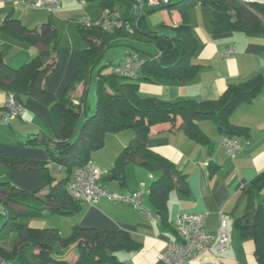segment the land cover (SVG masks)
<instances>
[{"label":"crops","instance_id":"obj_1","mask_svg":"<svg viewBox=\"0 0 264 264\" xmlns=\"http://www.w3.org/2000/svg\"><path fill=\"white\" fill-rule=\"evenodd\" d=\"M260 2L264 3V0ZM82 3L87 4L85 0ZM28 8L30 7L13 2L0 3V25L8 14L18 17L29 28L40 26L47 21L40 20L43 21L40 25L33 26L34 20L23 14ZM150 8L144 6L142 14L147 15V12L153 10ZM211 8L207 5L199 7L200 18L197 11H193L191 15L189 12L193 35L199 45L193 56L194 63L201 65L197 75L190 81L172 79L153 82L144 78L138 79L139 94L142 97H159L167 101L214 100L220 97L228 85L245 82L264 72V34H214L211 28ZM120 9L121 14L126 11V7ZM167 9L170 11L171 21L165 24L167 30L153 31L173 35L174 27L181 22L182 17L178 10ZM57 11L50 14L55 15ZM50 18L53 20L52 16ZM53 21L55 23V20ZM137 40L142 43L150 41L147 37L125 36L120 37L119 42L127 45V55L135 52L144 60L156 56L161 64L166 66L173 62L172 56L162 55L157 48L154 54L140 52L134 46ZM86 47L87 42L83 47V43L79 44L76 39L69 49L58 46V53L53 55L57 66L42 80V91L36 95L22 94L25 106L23 113L8 123L0 121V182L7 181L28 193H33V196L19 198V202H5V196L0 194L1 209L6 210L11 204L19 213H24L28 206L45 207L41 213L37 212L30 217L36 218L34 220L37 225L44 223L37 227H56L63 236H68L75 225L96 227L99 230L126 231L139 244V248L133 251H117L116 255L125 264H166L161 260L160 253L168 241L177 240L175 224L181 215L209 211L206 229L213 232L219 227L220 213L224 212L228 216L230 246L224 252L212 248L202 261L206 264H258L254 253V240L250 237L242 238L237 223L251 215L259 202L263 204L264 199V190L254 197L253 201L249 200L247 191V185L264 171V87L252 102L241 103L230 116V124L239 131L230 137H235L241 144V148L234 155L228 154L223 145V139L229 135L221 132L213 119L199 121L200 128L211 141L210 145L192 139L179 125L180 122L175 126L166 122L152 127L147 140L148 148L173 162L187 177V191L182 192L176 188L170 191L166 223L157 216L149 195L142 204L151 214L156 215L154 218L146 215L142 208L129 203H116L106 197L94 204L78 203L72 212L66 214L49 212L51 208L47 195L51 193L52 187L63 180L67 188L74 176V169L79 164L76 162L70 172L65 163L53 157L61 139L57 137V132L65 122L61 105L66 103L67 106L74 107L76 103L85 100L86 111L82 105L81 122L75 130L77 135L81 131L83 121L94 109L90 101L88 104V98L97 66L94 67L89 82L84 79L76 80L81 55ZM231 47L235 52L229 56L225 55V51ZM46 49L44 43H27L0 31V53L4 61L14 68L24 66ZM121 59L111 61L114 65ZM99 74L100 70L97 80ZM97 85L98 82L96 90ZM7 95L8 91L0 88V107ZM134 136L135 132L128 133L126 129L105 135L104 146L112 144V147L106 152V158L98 162L100 170L105 171L101 170L98 181L102 180L103 173L106 174V179L109 178V171L118 155ZM60 171H66L67 176L59 178ZM150 174L153 178H150ZM125 176V183L114 179L118 183H110L109 191L131 192L141 185L150 187L153 181L162 176V170H152L137 160H132L125 166ZM26 222L31 226V222ZM202 261L196 260L193 264H203Z\"/></svg>","mask_w":264,"mask_h":264},{"label":"trees","instance_id":"obj_2","mask_svg":"<svg viewBox=\"0 0 264 264\" xmlns=\"http://www.w3.org/2000/svg\"><path fill=\"white\" fill-rule=\"evenodd\" d=\"M85 1L98 4L102 14L97 19L105 12H117L120 19L131 25L133 33L125 26L108 30L99 25L86 27L78 23V31L87 42V47L81 55L76 80L84 79L89 82L94 67L99 64L104 53L116 45L123 44L119 42L120 37L132 34L149 38L162 55L172 56L173 62L166 66L161 64L156 56L151 55L152 58L144 60L137 78L118 75L113 71L103 74L100 70L96 110L83 121L79 135L75 130L81 122L82 105L86 111L85 100L76 103L74 107L67 106L66 103L61 105L65 122L57 132V137L61 139L53 157L65 163L71 172L76 162L83 163L91 159L90 152L104 146V138L108 132L133 129L135 136L118 155L109 171V178L125 183V166L132 160H137L152 170L161 169L162 176L149 187V197L157 216L166 223L170 191L175 188L182 192L187 191V177L173 162L148 148L147 140L152 127L166 122L175 126L180 122L179 125L192 139L210 145L208 135L199 126L200 120L210 118L224 134H237L239 131L229 122L230 116L238 105L252 102L258 96L264 87V72L245 82L228 85L217 99L200 101H167L159 97H142L139 94L138 79L144 78L153 82L172 79L190 81L197 75L201 65L193 60L199 45L193 35L189 16L192 7H212L211 28L214 34L244 32L254 35L264 34V3H244L240 0H171L166 5L153 8L155 10L167 7L181 13L182 20L174 27V34L166 35L148 30L145 26L146 15L142 12L137 15L132 13L134 0ZM121 7H126L123 14L119 13ZM0 31L17 40L31 44L40 42L47 47L20 68L7 64L0 53V88L14 93L23 103L22 94L40 93L42 80L57 66L53 55L58 53L60 35L51 18L40 26L29 28L12 14L6 16L0 25ZM113 63L110 61L107 65ZM263 190L264 171L247 185L249 200L253 201ZM0 194L5 196V202H19V198L33 196V193H28L7 181L0 182ZM47 197L51 208L49 212L53 213L72 212L78 204L69 196L65 180L52 187ZM43 209L45 207L28 206L24 213L6 216V223L0 228V264H125L116 255L117 251H133L139 248V244L123 230H99L96 227L75 225L70 235L63 236L56 227L29 226L24 217L41 213ZM244 219L237 223L240 235L242 238L250 237L254 240V253L258 264H264L262 203L259 202L256 210Z\"/></svg>","mask_w":264,"mask_h":264},{"label":"built area","instance_id":"obj_3","mask_svg":"<svg viewBox=\"0 0 264 264\" xmlns=\"http://www.w3.org/2000/svg\"><path fill=\"white\" fill-rule=\"evenodd\" d=\"M171 0H134L132 13L139 14L144 6L152 8L166 5ZM244 3H250L263 0H241ZM13 2L35 9H46L55 13L61 6V0H0V3ZM77 23L86 27L99 25L104 29H113L125 26L131 33V25L120 19L117 12H105L100 19H91L88 16L77 19ZM233 47L225 51V55L233 54ZM144 59H141L135 52L127 55L122 61H117L113 65V72L118 75H126L137 78L141 71ZM25 107L14 93H8L6 100L0 108V121L8 123L12 118L19 117ZM223 145L228 154L234 155L241 148L240 142L235 137H226L223 139ZM100 168L95 165L92 159L77 164L74 169V176L67 185V192L73 201L77 203L88 202L97 203L102 197L116 203H129L135 207L142 208L146 215L154 218L149 210L144 208L143 200L150 193V188L141 185L131 192H111L98 184L101 175ZM150 178L153 175L150 174ZM264 209V199H263ZM209 211L199 213H186L181 215L175 224L177 240L168 241L160 253V258L166 264H193L196 260H204L207 254L213 249L218 252L227 250L231 243V237L228 229V216L220 213V224L216 231L206 229V219ZM206 264L205 261H202Z\"/></svg>","mask_w":264,"mask_h":264},{"label":"rangeland","instance_id":"obj_4","mask_svg":"<svg viewBox=\"0 0 264 264\" xmlns=\"http://www.w3.org/2000/svg\"><path fill=\"white\" fill-rule=\"evenodd\" d=\"M82 1L83 0H62L61 9L58 10L55 15L50 14L48 10L32 9V8H28L26 12L23 14L25 17H30L32 20H34L33 23L35 24L33 26L40 25V23H42L45 20H49V17L52 16L53 20H55V25L60 35V43H61L59 45L60 47L62 46V47H66L69 49V47L72 46L75 39L79 42V44L83 43V47H85L86 41L81 37L78 31V28H77L78 23L76 20L83 18L85 16H90V18L97 19L101 11L96 2H87V4L85 5L82 3ZM199 7H201V5H196L193 8H191L189 11L190 15L193 14V11H197L198 18H200L201 15L198 10ZM207 7L211 8L209 5H207ZM121 10L122 9H120L119 11L121 12ZM123 13L124 12L122 11V14ZM147 13L148 14L146 15L145 26L148 30H152V31L155 30V31H162V32L167 30V27L165 24H169L171 22L170 21V11L167 8H158L155 10H151L150 12H147ZM40 20H43V21H40ZM131 36L135 37L134 34L129 35V37ZM148 42L149 43H142L137 40L134 46L140 52L154 54L156 52V46L151 40ZM125 55H127V45H122V44L116 45L108 49L104 53L101 61L97 65V68L93 76V82L91 84L92 87L90 91V98H88V104L90 101V103L94 107V109H92L93 112L91 114H94L96 110L95 106L97 104V99H98V94L96 90V82H97V74L99 70H102L103 74L111 72L112 66L107 65V63H109V61L116 59V58L117 59L122 58L120 60L122 61L126 57ZM126 131H128V133H134V130L131 128L126 129ZM103 147L92 150L90 152V157L96 165H98V162L100 160L106 158V152L108 151V149H111L112 144H109ZM103 172L105 171L103 170ZM58 175H59V178L67 176L66 171H60L58 172ZM105 176L106 174L103 173L102 180L98 181V184L101 187H107L108 190H111L109 188L110 183L116 184L118 182L114 179H110V178L106 179ZM1 208L2 207L0 205V228H2L4 224L6 223V220H7L6 216H12L13 214L18 213L15 206L11 204L6 208V210L5 209L2 210ZM34 219L36 218H33V219L31 217L24 218V220L31 222L30 224L32 227L41 228L37 226H42V224L44 223L41 222L40 225H37L38 223H36Z\"/></svg>","mask_w":264,"mask_h":264}]
</instances>
